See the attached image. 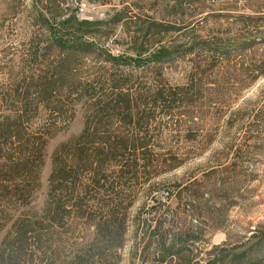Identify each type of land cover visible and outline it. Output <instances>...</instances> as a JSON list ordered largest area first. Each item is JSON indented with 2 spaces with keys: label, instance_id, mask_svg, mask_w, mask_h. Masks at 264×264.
<instances>
[{
  "label": "rangeland",
  "instance_id": "374dc122",
  "mask_svg": "<svg viewBox=\"0 0 264 264\" xmlns=\"http://www.w3.org/2000/svg\"><path fill=\"white\" fill-rule=\"evenodd\" d=\"M59 2L66 13L90 22L92 32L81 36L85 47L72 65L74 75L68 97L63 96L62 110L48 111L41 105L39 117H31L25 128L24 138L29 135L39 142L37 179L23 195L0 193V257H6L5 264H88L86 255L105 240L96 224L112 222L115 212L117 221L126 218L125 233L120 237L118 228L111 227V239L123 241V246L113 247V242L101 246V254L107 257L97 264H151L142 256L147 241H143V222L151 229L160 222L167 227V221L177 217L179 227L186 229L198 224L197 214L207 208L209 222L202 224L205 234L198 243L203 251L215 246H247L253 229L264 225V75L243 72L241 63L264 58V46L258 40L264 35V0ZM174 5L182 6L183 12H171ZM40 10L46 9L43 11L38 0H0V121L14 115L12 109L17 105L4 100L10 85L21 72L29 74L36 65L24 60L29 59L40 39H44V46L50 40L43 22L47 16H41ZM64 17H58L57 22ZM119 18L124 20L118 22ZM123 21L137 26L184 21L188 26L141 47V40L134 44ZM186 30L195 38L184 37ZM232 39L241 41L243 50L231 53L223 62L220 55L221 62L211 69L216 58L198 45ZM254 39L259 44L249 48L247 43ZM163 47L169 52L159 55L157 51ZM196 72L202 88L190 83V75ZM113 85L136 95L129 105L136 112L132 122L130 117L124 122L120 116L115 120L103 117L99 123V117L94 116L96 103L104 104L115 97ZM184 85L193 102L183 104L175 98L176 102L170 103L168 92ZM153 90L170 100L154 105L149 97ZM89 121L90 125H100L103 138L108 139L106 149L113 151L109 155L112 160L107 158L102 171L108 191L99 193L90 186L77 204L66 206L68 212L52 219L47 210L53 207L56 194L50 183L55 155L61 148L72 149ZM119 138L143 143L145 148L134 155H122ZM11 146L8 143L1 150L5 152L0 151V167L5 166ZM77 161L73 158L67 162L74 165ZM133 163L138 164L133 171L136 174L124 175ZM74 174L77 183L92 182L89 175ZM0 180L4 185L3 176ZM193 183L204 192V198L196 202L201 210L195 214L187 206L188 198L179 197L180 189ZM184 208L190 214L184 213ZM90 220L94 222L90 224ZM24 229L28 237L38 234L40 242L20 238L19 231ZM246 246L237 249L238 253L250 247Z\"/></svg>",
  "mask_w": 264,
  "mask_h": 264
},
{
  "label": "trees",
  "instance_id": "16d2710c",
  "mask_svg": "<svg viewBox=\"0 0 264 264\" xmlns=\"http://www.w3.org/2000/svg\"><path fill=\"white\" fill-rule=\"evenodd\" d=\"M38 2L40 6L43 7V11L44 7L46 9L44 12H41V10L38 12L43 17L47 16L46 18L44 17L43 22L45 27H47L50 40H48V43L44 46L43 44L41 45L42 40L44 39H40V43L32 49L33 53L29 55V59H25L22 56V60L25 59L24 61H29V65H32V62L36 65L31 68V71H28L29 74L21 72V75H19V77L17 76L10 85V88L5 95L7 97H5L4 100L6 101L8 99V101H13L17 105L12 109L14 115H6L4 119L0 121V151L3 150L8 143H11V145L14 146H11L12 148L10 147V149H8L10 153H8V155L6 154L7 157L5 158L7 159V162L5 163V166L3 164L0 167V176H3L2 182L4 183V185H2L0 180V193L8 192L13 196L25 194L30 187V183L37 179L36 162L39 155V149L37 148L39 147V142L34 138H30L29 135L24 138V135H26L25 128L28 129L31 117H39L38 115H40L41 112V105L44 110L48 111L53 110L56 112L55 110H57L60 112L62 110V104L65 97H68V92L74 75L72 72V65L75 63L79 50L85 47V44L81 42V36L91 34L92 32L90 31V28H88V25L91 26L90 22L80 20L77 16L71 13H66L64 8L60 5L59 0H38ZM172 8L171 12L173 13L177 14L183 12V7L180 5H174ZM50 16L53 18L51 21L49 18ZM61 16L66 17H64L62 21L57 22V18ZM122 20H124V18H119L117 21L122 22ZM114 23H116V20ZM123 25L126 26L128 34L132 33L130 35L135 40V45L141 40L139 43L141 47L151 45L154 41L153 39L159 40L160 38L165 37V35L170 34L172 31L182 30L188 26L184 21H179V23H173L172 25L148 23L147 25L141 26H137L135 22L129 23L123 21ZM178 25H182L181 28L178 29ZM189 31L191 30H186V32H184V37H193ZM258 38L264 46V35L261 34ZM147 42L149 43L148 45ZM256 42L257 41L254 39L247 44L249 48H254L259 44ZM243 46L244 45L241 41L234 42V39L229 41L221 40L212 44L202 41L200 45H198L201 51H205L212 55L214 59L216 58V61L210 64L213 66L211 69L215 68L218 62H223L224 58L230 59L231 53L236 51L235 54H238L237 51L243 50ZM51 49L54 50V53H52ZM42 50H44V52H42ZM167 52H169V50L165 47L160 48V50L157 51L159 55ZM220 55L223 58L221 61H218ZM250 60H252L253 63H251ZM250 60L241 63L243 72L247 74L254 73V76L264 75V58L259 61L253 59ZM42 65V69L38 71V68ZM34 70L39 73H36ZM190 80V83L194 82L195 86L202 88V81L197 72L190 75ZM187 87V85H184L183 87L180 86L177 90L168 92L172 98L170 103H175V98L183 104L193 102L189 93V88ZM113 88L114 91L116 90L115 97L109 99L108 102H105L104 104H99V102L96 103L94 105V116L99 117V123L102 122L103 117H107V119L108 117H112L115 120L122 118L120 116H124V122L128 121L127 117H130L129 121L132 122L131 118L136 112H132L129 105L135 100L136 95L130 93V89L122 91L121 85H113ZM149 94L154 105L166 104V101L170 100L169 98H166L168 95H165L160 91L153 90L152 92L150 91ZM137 114L140 116L139 113ZM111 120L109 122H111ZM90 124V121L87 122L83 134H81L77 141L75 140L76 142L73 144L72 149L65 151L64 148H61L62 150L60 149L55 155V167L50 176L52 192L56 193L51 201V206H53L52 208L54 210H51L52 208L47 210V213H49L50 217L52 216V219L57 218L55 215L61 216L64 212H68L70 208L66 206L71 202H74L72 206L77 204L78 199H82L86 195L90 186L97 189L99 193L102 192L104 194V191H108L102 179L105 178L102 171L107 158L110 161L112 160L109 155L113 153V151H111L112 149H106L107 146L105 145L108 139L105 140L103 138L101 132L104 131H100V125ZM119 139L121 140L119 149L121 152L120 154L122 155H126L130 152L134 155L137 151H143V148H145L143 143L139 144L137 141H130L129 139L125 140L123 138ZM73 158H77L78 161L74 163V165H70L67 161ZM137 166V163L131 164L129 166L130 169L123 174L126 176L129 174L135 175L136 172L133 173V171ZM123 170H125V168L121 167L122 172H124ZM74 172H80L85 176L89 175L92 182L89 184L83 181L77 183V178L75 177L76 174H74ZM195 185L196 184L193 183L190 187H186V189L181 188L179 193L181 200L184 196L188 198L189 203H187V206L191 209L193 214H195V211L198 212L201 210L200 206H196V202L201 198H204V196L201 195L204 193L202 189L199 186L195 187ZM52 192L51 194H54ZM182 193H185V195L182 196ZM95 202L100 203V199H96ZM114 206H112V210L114 209ZM188 208H184V213L190 214ZM207 211L208 208L207 210L205 209L204 213L199 212V214H197L200 217L199 223L191 225L186 229L179 227L180 222H178L177 217H171L167 221V227H164V222H160L155 227H152V229L149 228V224H146V221H144L143 223L146 228L145 230H142L143 241H145V238L147 241L143 244L142 256L145 261L150 262L151 264H264V225L253 229L251 236L248 238L250 243L247 242V246L246 243H244V245L242 243L232 247L215 246L210 251H203L204 248L200 247V244L198 243L202 240L205 234V228L202 224L204 225L208 221V219H206L207 216L205 215ZM113 215L116 217L118 216L117 212L113 213ZM210 216L211 215L208 217ZM116 217L110 220L112 221L109 222L111 224L107 223L104 225V223L101 226L96 224V229L103 233L105 240L103 239L104 242L101 241L97 248L93 249L92 252L90 251L91 253L89 252V254L86 255L88 264L103 263L107 254H101L100 248L104 244L110 245L111 242L115 240L111 239L114 236L112 229L115 230L118 228L120 237L125 233L124 224L126 218L121 217L120 221H117ZM91 222H94V220H90V224ZM111 227L112 229H110ZM19 234L20 238L25 236L26 241L28 238H34L40 242L38 234L28 237L27 229H24L23 232L19 231ZM115 243H117V245ZM251 244L253 245L250 246ZM113 245L117 248L122 247L123 241L119 242L116 240L111 244V246ZM245 246L250 247L238 253L237 249H243ZM38 247L42 249V246L39 244ZM18 252H20L19 247ZM95 258L96 260H94ZM6 260V257L1 255L0 264H5Z\"/></svg>",
  "mask_w": 264,
  "mask_h": 264
}]
</instances>
